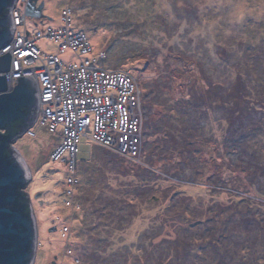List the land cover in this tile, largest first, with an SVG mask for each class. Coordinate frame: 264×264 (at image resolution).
<instances>
[{
  "label": "rangeland",
  "instance_id": "1",
  "mask_svg": "<svg viewBox=\"0 0 264 264\" xmlns=\"http://www.w3.org/2000/svg\"><path fill=\"white\" fill-rule=\"evenodd\" d=\"M40 3L29 32L69 7L105 68L136 81L143 143L136 162L83 137L70 189L57 136L32 121L9 145L31 163L32 264H264V0Z\"/></svg>",
  "mask_w": 264,
  "mask_h": 264
},
{
  "label": "built area",
  "instance_id": "2",
  "mask_svg": "<svg viewBox=\"0 0 264 264\" xmlns=\"http://www.w3.org/2000/svg\"><path fill=\"white\" fill-rule=\"evenodd\" d=\"M20 1L14 0L8 12L11 40L0 51L10 55L6 83L12 88L13 77L34 78L38 99L34 125L59 137L49 158L64 166L67 188L78 185L77 154L83 137L139 162L143 139L136 81L122 70L105 68V52L96 54L87 36L72 28L69 7L61 12L60 27L31 33ZM45 39L56 44L55 52L40 49ZM66 52H73L77 60L64 63L61 57ZM26 135L35 133L29 129ZM69 189L67 199L73 196ZM65 203L71 205L69 200Z\"/></svg>",
  "mask_w": 264,
  "mask_h": 264
},
{
  "label": "water",
  "instance_id": "3",
  "mask_svg": "<svg viewBox=\"0 0 264 264\" xmlns=\"http://www.w3.org/2000/svg\"><path fill=\"white\" fill-rule=\"evenodd\" d=\"M11 1V4H10ZM14 0H0V51L11 40V20L9 11ZM24 2L27 18L42 19L43 3L38 0ZM10 55L0 54V128L17 119L29 125L35 117L38 106L34 78L31 76L13 77L14 87L8 89L4 73L8 72ZM27 109V112L25 111ZM8 146L5 141L0 145V264H32L37 244V230L33 208L27 192V205L21 204L20 189L27 184L29 172L21 158L10 148L12 154L4 156ZM29 206L31 213H25Z\"/></svg>",
  "mask_w": 264,
  "mask_h": 264
},
{
  "label": "trees",
  "instance_id": "4",
  "mask_svg": "<svg viewBox=\"0 0 264 264\" xmlns=\"http://www.w3.org/2000/svg\"><path fill=\"white\" fill-rule=\"evenodd\" d=\"M10 4H11V1H10ZM6 14H7V10H3L0 14V18H4ZM25 111L27 112V109ZM27 128H28V125H26L24 123V121L21 119H17L14 122L9 123L5 127L0 128V145L6 141L8 143V146H9L16 138L21 136V134ZM8 146L3 151L4 156H10L12 154V152ZM20 193H21L20 196H22V199H20L19 202L21 204L27 205V195L24 191V188L20 189ZM25 213H27V214L31 213V209L29 208V206H26Z\"/></svg>",
  "mask_w": 264,
  "mask_h": 264
},
{
  "label": "crops",
  "instance_id": "5",
  "mask_svg": "<svg viewBox=\"0 0 264 264\" xmlns=\"http://www.w3.org/2000/svg\"><path fill=\"white\" fill-rule=\"evenodd\" d=\"M58 139H59V137H56V139H55V141H53V144H52V146L50 147L51 149H52V147H54L55 145H56V143L58 142ZM50 149V150H51ZM21 156V155H20ZM21 158L23 159V161H24V163L26 164V167H27V169H28V172H29V174L31 175V168H30V165H31V163H30V161H26L25 159H24V157H22L21 156ZM32 162V161H31ZM83 163H87V162H83ZM79 164H82V163H79Z\"/></svg>",
  "mask_w": 264,
  "mask_h": 264
},
{
  "label": "bare ground",
  "instance_id": "6",
  "mask_svg": "<svg viewBox=\"0 0 264 264\" xmlns=\"http://www.w3.org/2000/svg\"><path fill=\"white\" fill-rule=\"evenodd\" d=\"M27 19H29V18H27Z\"/></svg>",
  "mask_w": 264,
  "mask_h": 264
}]
</instances>
